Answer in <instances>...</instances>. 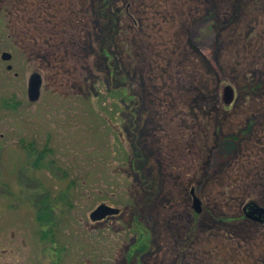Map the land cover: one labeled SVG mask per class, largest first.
I'll list each match as a JSON object with an SVG mask.
<instances>
[{
  "label": "rangeland",
  "instance_id": "rangeland-1",
  "mask_svg": "<svg viewBox=\"0 0 264 264\" xmlns=\"http://www.w3.org/2000/svg\"><path fill=\"white\" fill-rule=\"evenodd\" d=\"M249 201L264 0H0V264H264Z\"/></svg>",
  "mask_w": 264,
  "mask_h": 264
},
{
  "label": "water",
  "instance_id": "water-1",
  "mask_svg": "<svg viewBox=\"0 0 264 264\" xmlns=\"http://www.w3.org/2000/svg\"><path fill=\"white\" fill-rule=\"evenodd\" d=\"M12 59V55L8 52L2 54V60L8 62ZM8 70H12V66H8ZM42 88V78L39 74H33L29 80L28 86V97L29 101L34 103L40 99ZM235 98V92L229 84H222L220 88V101L222 106L229 108ZM192 209L196 214L201 212L200 201L193 196L192 198ZM243 211L246 217L255 215L257 220L261 222L264 217V210L257 204L251 202L244 206ZM120 214V210L117 208L110 207L106 204L99 205L91 214L90 220L92 222H102L109 217H114Z\"/></svg>",
  "mask_w": 264,
  "mask_h": 264
},
{
  "label": "flooded vegetation",
  "instance_id": "flooded-vegetation-1",
  "mask_svg": "<svg viewBox=\"0 0 264 264\" xmlns=\"http://www.w3.org/2000/svg\"><path fill=\"white\" fill-rule=\"evenodd\" d=\"M233 105V103L231 104V106ZM230 106V107H231ZM224 107V106H223ZM229 107V108H230ZM225 108V107H224ZM190 195H191V202H192V198H193V194H192V192L190 193ZM248 203H251L250 201L249 202H247V203H245L243 206H242V208H241V212H242V215H243V217L245 218V220L246 221H248L249 223H251V224H253V225H257L258 227H264V217H263V220L261 221V222H259L258 220H257V218H256V216L255 215H250V217H246L245 216V213H244V211H243V208H244V206L246 205V204H248ZM256 204V203H255ZM107 205V204H106ZM258 205V204H257ZM109 206V205H108ZM201 206H202V203H201ZM260 208H262L263 210H264V207L263 206H260V205H258ZM48 207V213H50V207L49 206H47ZM111 207V206H110ZM194 211V210H193ZM39 213H41V214H43V216H44V205L42 204V206L40 207V209H39V212H38V215H41V214H39ZM195 213V212H194ZM196 214V213H195ZM196 215H199V214H196ZM110 218V217H109ZM108 219V218H107ZM105 221V220H104ZM40 222V221H39ZM41 223V222H40ZM93 223H99V222H93ZM43 224V223H42Z\"/></svg>",
  "mask_w": 264,
  "mask_h": 264
},
{
  "label": "trees",
  "instance_id": "trees-1",
  "mask_svg": "<svg viewBox=\"0 0 264 264\" xmlns=\"http://www.w3.org/2000/svg\"><path fill=\"white\" fill-rule=\"evenodd\" d=\"M40 214H41V213H40ZM48 214H49V213H48V207L44 205V216H43V214H41V216H40V220H42L43 218L46 219L47 216H48Z\"/></svg>",
  "mask_w": 264,
  "mask_h": 264
}]
</instances>
